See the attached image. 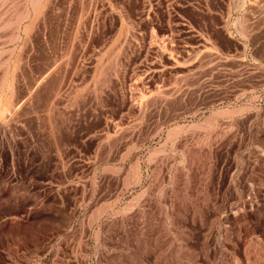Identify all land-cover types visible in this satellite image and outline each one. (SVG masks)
<instances>
[{"label": "rangeland", "instance_id": "obj_1", "mask_svg": "<svg viewBox=\"0 0 264 264\" xmlns=\"http://www.w3.org/2000/svg\"><path fill=\"white\" fill-rule=\"evenodd\" d=\"M0 264H264V0H0Z\"/></svg>", "mask_w": 264, "mask_h": 264}, {"label": "bare ground", "instance_id": "obj_2", "mask_svg": "<svg viewBox=\"0 0 264 264\" xmlns=\"http://www.w3.org/2000/svg\"><path fill=\"white\" fill-rule=\"evenodd\" d=\"M149 94V93H148ZM151 95V94H150ZM140 97V96H139ZM143 97V96H142ZM146 98V97H145ZM140 100V99H139Z\"/></svg>", "mask_w": 264, "mask_h": 264}]
</instances>
